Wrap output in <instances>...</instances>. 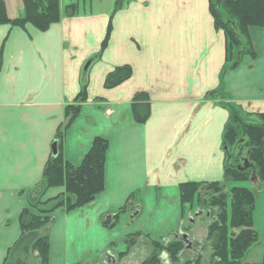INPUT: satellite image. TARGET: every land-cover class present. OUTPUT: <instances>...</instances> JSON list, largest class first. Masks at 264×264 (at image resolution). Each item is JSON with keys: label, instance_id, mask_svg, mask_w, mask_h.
<instances>
[{"label": "crops", "instance_id": "crops-1", "mask_svg": "<svg viewBox=\"0 0 264 264\" xmlns=\"http://www.w3.org/2000/svg\"><path fill=\"white\" fill-rule=\"evenodd\" d=\"M0 1L8 19L21 15L23 0ZM60 2L63 10L66 5ZM108 14L79 12L45 32L31 25H0V264L20 236L18 218L28 208L27 193L41 181L63 109L79 92L84 64L100 50ZM111 23L107 48L87 73V102L64 134L62 157L78 164L94 138L105 139L104 191L83 211L94 203L116 210L133 195L141 209L132 231L143 229L144 223L155 235L162 233L156 238H164L177 227L180 184L224 181L222 136L229 115L204 99L218 88L225 39L215 30L209 0H136ZM249 37L256 58H243L225 75V94L245 112L264 114V29L250 28ZM125 65L131 68L130 79L105 90L106 75ZM136 93H146L150 100L144 125L132 119L130 103ZM238 185L257 195L253 221L258 234L264 188L257 181ZM62 192L51 189L44 200ZM167 201L173 207L166 212ZM80 210L54 214L43 230L49 239L48 264H70L75 258L66 239L69 232L85 235ZM150 213L149 220L144 215ZM169 219L175 224L166 231ZM93 225L106 234L98 221ZM157 227L162 229L155 231Z\"/></svg>", "mask_w": 264, "mask_h": 264}, {"label": "trees", "instance_id": "trees-1", "mask_svg": "<svg viewBox=\"0 0 264 264\" xmlns=\"http://www.w3.org/2000/svg\"><path fill=\"white\" fill-rule=\"evenodd\" d=\"M127 3L128 0H115L100 50L91 58V63L100 60L110 39L112 18ZM209 12L215 30L222 32L225 39V64L219 74L218 88L205 96L206 100L224 108L229 115L222 136V147L225 152L223 178L225 182L233 184L247 183L254 172L256 179L262 184L264 183V114L255 115L258 123L247 121L249 114H243L239 107L227 99L224 77L228 72L236 69L243 58L255 60L256 53L249 37V29H264V0H209ZM78 14L77 4L66 5L61 10L60 0H23L21 15L10 20L6 16L3 2L0 1V25L14 28L24 29L26 25H31L38 31L45 32L51 25ZM233 65H236L234 69ZM131 75L129 66L116 67L106 75L103 88L112 90L129 80ZM79 82L78 94L73 102L63 109L65 123L57 128L55 134L53 143L57 144V154L51 156L45 163L36 199L19 215L20 236L8 250L3 264H25L32 254L36 255L39 264H48L49 239L43 230L50 226L53 215L82 209L93 203L104 191L105 155L108 149V142L105 139L94 138L89 150L78 164L68 163L62 157L64 134L80 116L82 107L87 101V72L81 75ZM130 111L134 123L144 125L150 116L148 95L136 93L131 100ZM240 146H242L240 150L246 148L250 169L237 170V167H241L238 164L241 153L235 157L234 164L227 165V152ZM234 187L227 194L225 185L221 183L191 182L178 186L182 220L186 216L185 210L188 211L187 213L196 212L203 205L208 207L206 209L209 213L212 211V214L215 213L214 220L206 229L204 239L210 244L211 251L206 264H242L247 253L257 245L252 217L255 197L246 188ZM51 189H62L63 192L44 200L45 194ZM228 209L230 214L227 212ZM120 213L115 214L114 220ZM103 226L112 228L113 225L109 227L108 222H105ZM231 229L241 231L237 236L232 232L231 236ZM153 245L160 249V254L164 252L167 255L171 264L177 263L178 254L184 250L183 244L179 241H172L165 246L153 242ZM157 249L149 260L142 264H160ZM125 255L126 253L120 254L122 257ZM200 259L199 256L197 260L186 264H200ZM262 263L264 264V257Z\"/></svg>", "mask_w": 264, "mask_h": 264}, {"label": "rangeland", "instance_id": "rangeland-1", "mask_svg": "<svg viewBox=\"0 0 264 264\" xmlns=\"http://www.w3.org/2000/svg\"><path fill=\"white\" fill-rule=\"evenodd\" d=\"M135 1L136 0H128V3L126 5H124V8L127 7L129 4L135 2ZM114 2H115V0H62V3H64L65 5H68L70 3L77 4L78 10L81 13L93 12L97 15L102 14L106 10L109 11V14H110V12L113 9ZM81 75H82V72H81ZM217 99L219 100V98H217ZM204 101L211 102V101L206 100V99H204ZM229 102L232 103L233 105L239 107L243 114H249L250 117L249 118L247 117V121H250L253 123H258V119L255 115L260 114V113L245 112L236 103H234L230 100H229ZM63 123H65L64 120H63ZM62 143H63V141H62ZM240 148H242V146H240L237 149H236V147H234L227 152V165L234 164L235 157L239 153H241L242 156H241L238 164H240V166H244L245 164L249 163L247 160L246 148L243 147L242 150H240ZM257 183L260 184L259 182H257ZM238 184H242V183H238ZM238 184H229V186H231V187L226 188L225 192L227 194H229L230 190L234 186H235L234 188H236V187L240 188V187H238L239 186ZM263 184L264 183H262V186L264 188ZM39 186H40V184H39ZM39 186L37 188H33L32 190H30L27 193V198H28L29 203L33 202V200L36 199L38 192H39ZM177 190H178V188H177ZM251 192H253V191H251ZM34 194H35V196H33ZM254 195H255V193H254ZM168 197H170V196H168ZM255 197H257V195H255ZM135 199L137 201L136 197H134L133 200L130 199L127 206L124 204L122 210L116 209L114 211V210L109 209L108 207H107V209H104L103 205L98 204V203L92 204L90 207H88L86 209V211H83V209H81L80 213H79V220L83 219L86 222L87 230L85 231L84 236L77 235V234L75 235L73 232H69L68 240L72 239L73 236H74V240H75L73 242L71 240L68 241L66 239V243L69 245V251H70L69 255H71V254L76 255L74 259H72V256H71V258H70L71 263L70 264H103V262L105 263L106 260H105L104 256L99 255V251L103 248L104 245H106L107 248H105L106 251H104L105 249L103 250L104 251L103 253L107 252L112 256L113 264H142L143 262L149 260V258L154 253L155 249H157L156 247H154L153 242H156V241L160 242V240H161V238H159V237L156 238L155 236H160V235H162V233L155 235L152 232V229H148L147 227H145L144 223H142L143 229H138L136 231H132L133 230L132 227L135 228L136 223L138 225V221H137L138 218H136L135 220L131 219V217H132L131 214H132V212L134 210V206L136 204L133 202ZM170 202L171 201H167V204H165V206H164L165 207L164 209H166V212L171 211L172 205ZM176 202L178 203V206H179V190H178V196H177ZM130 203H132V204L130 205ZM159 207H160V205H157L155 207L150 206L149 209L152 210L154 208H159ZM254 207H255V205H254ZM202 208H204V209H202ZM206 208H208V207L204 206V205L202 207L200 206V208H198L199 210L203 211V213H202L203 215L201 217L200 216L195 217L192 224H190V222L188 221L187 216H189V215L192 216V214L194 212L187 213L188 211L185 210L186 216H184L185 217L184 221L182 222L179 229L190 233L191 237L195 240L205 239L206 232H207L206 229L212 223L211 218H215V213L212 214L213 211L211 213H209L208 209H206ZM109 211L110 212L114 211V214H116L117 212H121V213L119 214L118 218L111 223L110 226L113 225L112 228L102 229V231L103 230L106 231V234H105V233L100 232L97 229V226H94L93 224L98 221L99 226L103 227L102 222L106 219V217H107L106 213ZM227 212H228V214H230L229 209L227 210ZM71 213H73V211L69 212V213H64V214L70 215ZM207 214H209V215H207ZM152 215H153V213H150V214H147L144 216H146L147 219L150 220V219H152ZM252 217H253V214H252ZM72 218L73 217H71V219ZM163 220H165V216H164ZM143 221H145V220H143ZM170 223H171V219L166 221V224H167L166 229H165L166 231L171 229V227H173L175 224V222H172L171 224ZM151 224H153V222L149 223V225H151ZM161 224L163 226V221ZM253 228H254V231L256 232L255 227H253ZM159 229L161 230L162 228L157 227L154 230L156 231ZM175 229L176 228H172L169 233H171L172 231H176ZM130 230H131V232H130ZM232 230L233 229H231V236H232V232H233L234 236H237L241 231L240 229H237L236 231L235 230L232 231ZM260 231L261 232H259L258 234L256 232L257 245L255 247L251 248V251H249L247 253L245 259L242 260V264H263L262 260L264 257V221L261 225ZM124 233H126L127 235L121 236ZM135 234H138V236ZM202 241L203 242L200 243L201 244L200 245L201 250L199 251V255L201 257V259L199 261L200 264H204L206 259L209 258V256L211 255L210 244L208 242H206L205 240H202ZM122 253H126V255L123 257L120 256V254H122ZM196 253H194V252H193V254L191 252L186 253L182 256L181 260L182 261L192 260L193 257L197 256ZM157 256H160V249H157ZM112 262H111V264H112ZM25 264H39V261L37 260V258L34 255L33 256L30 255Z\"/></svg>", "mask_w": 264, "mask_h": 264}, {"label": "water", "instance_id": "water-1", "mask_svg": "<svg viewBox=\"0 0 264 264\" xmlns=\"http://www.w3.org/2000/svg\"><path fill=\"white\" fill-rule=\"evenodd\" d=\"M88 66H89V63H87L86 66L84 67V71L87 70ZM234 66H235V65H234ZM51 149H52V155H55V154H56V145H53V146L51 147ZM183 238H185V236H184Z\"/></svg>", "mask_w": 264, "mask_h": 264}, {"label": "flooded vegetation", "instance_id": "flooded-vegetation-1", "mask_svg": "<svg viewBox=\"0 0 264 264\" xmlns=\"http://www.w3.org/2000/svg\"><path fill=\"white\" fill-rule=\"evenodd\" d=\"M190 241H191V244H192V247H193V242H192V240H191V238H190ZM195 248V247H194ZM197 250H198V248H196ZM196 249H195V251H196Z\"/></svg>", "mask_w": 264, "mask_h": 264}]
</instances>
